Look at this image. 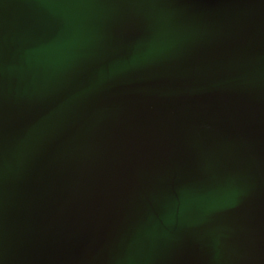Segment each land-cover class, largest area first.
<instances>
[{"label": "water", "instance_id": "obj_1", "mask_svg": "<svg viewBox=\"0 0 264 264\" xmlns=\"http://www.w3.org/2000/svg\"><path fill=\"white\" fill-rule=\"evenodd\" d=\"M95 3L62 67L0 0V264H264V0ZM172 12L198 36L139 65Z\"/></svg>", "mask_w": 264, "mask_h": 264}, {"label": "snow or ice", "instance_id": "obj_2", "mask_svg": "<svg viewBox=\"0 0 264 264\" xmlns=\"http://www.w3.org/2000/svg\"><path fill=\"white\" fill-rule=\"evenodd\" d=\"M48 6L49 25L42 30L39 43L59 46L64 50V56L56 61L59 66H71V53L78 50L81 36L85 25L87 24V10L96 6L95 0H41ZM179 3L172 5L179 8ZM146 30V27L143 31ZM141 31V32H143ZM151 40L144 43L137 51L144 53L143 58L139 61V65H147L149 63L160 60L183 45L193 41L198 36V31L194 27L188 30H180L176 28V13L162 14L158 21L153 24L151 29H147ZM3 45L0 44V66H2ZM131 66H138L133 64ZM104 81L102 79H94L84 88L79 90L72 99L82 97L96 89H98ZM193 198L195 193H189ZM199 210V209H198ZM216 211L214 207L209 206L208 214ZM220 236L217 237L218 255L220 256ZM3 254V240L0 239V255Z\"/></svg>", "mask_w": 264, "mask_h": 264}]
</instances>
